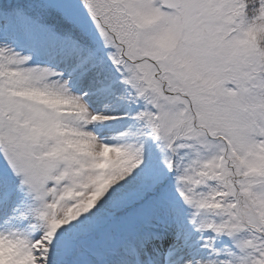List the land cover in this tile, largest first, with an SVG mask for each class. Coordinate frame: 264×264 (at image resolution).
Masks as SVG:
<instances>
[{
	"label": "snow or ice",
	"instance_id": "1",
	"mask_svg": "<svg viewBox=\"0 0 264 264\" xmlns=\"http://www.w3.org/2000/svg\"><path fill=\"white\" fill-rule=\"evenodd\" d=\"M0 264H264V0H0Z\"/></svg>",
	"mask_w": 264,
	"mask_h": 264
}]
</instances>
